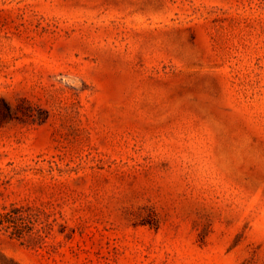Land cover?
I'll list each match as a JSON object with an SVG mask.
<instances>
[{
  "label": "rangeland",
  "instance_id": "rangeland-1",
  "mask_svg": "<svg viewBox=\"0 0 264 264\" xmlns=\"http://www.w3.org/2000/svg\"><path fill=\"white\" fill-rule=\"evenodd\" d=\"M0 264H264V0H0Z\"/></svg>",
  "mask_w": 264,
  "mask_h": 264
}]
</instances>
